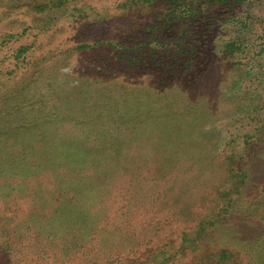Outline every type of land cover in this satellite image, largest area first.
<instances>
[{"label": "rangeland", "instance_id": "1", "mask_svg": "<svg viewBox=\"0 0 264 264\" xmlns=\"http://www.w3.org/2000/svg\"><path fill=\"white\" fill-rule=\"evenodd\" d=\"M63 1L51 8L62 0H0V99L30 77L36 93L41 79L69 76L70 98L56 109L67 116L46 126L68 133L87 96L103 93L120 106L125 124L97 127L124 137L112 144L105 172L89 178L108 175L110 192H131L150 220L152 228L132 221L137 232L123 245L141 264H212L222 248L234 254L231 264H264V0L217 8L210 0ZM16 134H6L9 144ZM81 165L85 173L92 166ZM220 209L219 222L208 224ZM8 233L0 229V264ZM154 245L167 253L150 257ZM58 256L21 249L17 259L65 264ZM94 263L87 255L69 261Z\"/></svg>", "mask_w": 264, "mask_h": 264}, {"label": "trees", "instance_id": "2", "mask_svg": "<svg viewBox=\"0 0 264 264\" xmlns=\"http://www.w3.org/2000/svg\"><path fill=\"white\" fill-rule=\"evenodd\" d=\"M249 1L253 0H210L209 3L217 8ZM65 3L63 0L53 2L50 7ZM46 7L37 4L39 10ZM228 45L238 51L244 49V43L240 46L236 41H231ZM29 48L22 46L21 52ZM72 81L69 76L54 77L46 84L41 79L39 90L33 93L31 89L35 90V81L30 77L23 88H10L1 94L0 197L3 201L0 229L5 228L9 232V240L5 242L9 252L6 262L18 264L21 249H29L32 254L43 253L54 259L59 255L60 260L56 261L65 264L81 255H87L91 262L95 261L94 264H104L106 261L108 264H141L139 256H132L137 254V250L126 252L123 245L129 243L131 235L137 232L136 224H132V221L139 222V228L148 225L150 220L141 218L142 212L130 198L131 192H110L113 188L108 175L104 180L89 178L92 173L99 176V169L105 172L106 165L113 157L112 144L124 137L97 127L100 121L125 124L120 106L114 109L112 97L103 93L100 96L89 95L82 107L85 115L71 118L70 133L62 127L54 130L46 128L53 121L65 119V114L57 110L68 103L71 90L66 86ZM55 91L59 94H55ZM10 131L18 132L11 144L6 136ZM12 149L18 150V154L11 155L9 151ZM125 160L120 166L128 170ZM84 162L92 165L88 173L81 170ZM20 202L26 206L24 214L11 206ZM221 213H224V209L211 217L208 224L216 225ZM9 214L17 221L12 229L7 228L5 223L12 220ZM135 214L137 219H134ZM204 224L202 221L201 231ZM151 233L152 238L159 235L158 230ZM182 236L184 242L187 233L183 231ZM165 247L154 245L147 249V253L157 258L167 253ZM218 253V259L212 264H231L233 253L224 248Z\"/></svg>", "mask_w": 264, "mask_h": 264}]
</instances>
